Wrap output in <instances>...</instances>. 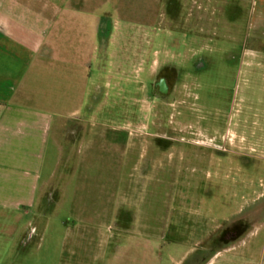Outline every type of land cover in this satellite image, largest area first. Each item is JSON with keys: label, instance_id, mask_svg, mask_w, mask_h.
<instances>
[{"label": "rangeland", "instance_id": "374dc122", "mask_svg": "<svg viewBox=\"0 0 264 264\" xmlns=\"http://www.w3.org/2000/svg\"><path fill=\"white\" fill-rule=\"evenodd\" d=\"M147 2L98 44L135 87H92L50 132L33 204L0 207V261L57 263L65 228H96L105 258H140L139 240L149 264H264V0ZM113 3L105 24L127 19ZM70 244L91 261L99 236Z\"/></svg>", "mask_w": 264, "mask_h": 264}, {"label": "crops", "instance_id": "0c3cea01", "mask_svg": "<svg viewBox=\"0 0 264 264\" xmlns=\"http://www.w3.org/2000/svg\"><path fill=\"white\" fill-rule=\"evenodd\" d=\"M113 4V0H0V207L33 204L50 132L62 123L83 120L92 87H135L129 75L115 80L123 75L105 73L100 67L102 29L136 25L127 11L130 0L121 4L127 19L105 24L102 18L114 11ZM2 189H8L7 194ZM75 232L65 228L60 260L54 264H149L150 251L139 240L133 247L142 245V256L119 261L116 254L105 258L99 229ZM72 235L99 236L95 250L86 246L93 260H67L75 252L70 248Z\"/></svg>", "mask_w": 264, "mask_h": 264}, {"label": "water", "instance_id": "95a60500", "mask_svg": "<svg viewBox=\"0 0 264 264\" xmlns=\"http://www.w3.org/2000/svg\"><path fill=\"white\" fill-rule=\"evenodd\" d=\"M160 87H161L160 89L161 93L165 94L167 92V85L164 80L160 82Z\"/></svg>", "mask_w": 264, "mask_h": 264}, {"label": "flooded vegetation", "instance_id": "af4514ba", "mask_svg": "<svg viewBox=\"0 0 264 264\" xmlns=\"http://www.w3.org/2000/svg\"><path fill=\"white\" fill-rule=\"evenodd\" d=\"M164 79H160L158 82H157V86L159 87V91H160V89H161V87H160V82L161 81H163ZM165 81V80H164ZM165 83H166V81H165ZM161 92V91H160ZM167 92H168V87H167ZM167 92L165 93V94H167ZM163 94V93H162Z\"/></svg>", "mask_w": 264, "mask_h": 264}]
</instances>
